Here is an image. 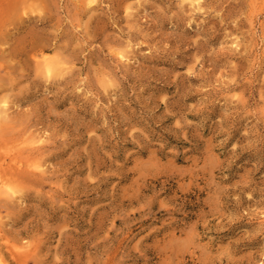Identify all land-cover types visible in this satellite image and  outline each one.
<instances>
[{"label":"rangeland","instance_id":"1","mask_svg":"<svg viewBox=\"0 0 264 264\" xmlns=\"http://www.w3.org/2000/svg\"><path fill=\"white\" fill-rule=\"evenodd\" d=\"M88 1L0 0L3 264H264V0Z\"/></svg>","mask_w":264,"mask_h":264},{"label":"bare ground","instance_id":"2","mask_svg":"<svg viewBox=\"0 0 264 264\" xmlns=\"http://www.w3.org/2000/svg\"><path fill=\"white\" fill-rule=\"evenodd\" d=\"M183 1H189L192 4H196L198 8H201L204 4L203 0H183ZM95 0H89L87 2V5H92ZM54 51L53 55H50V52ZM63 44H59V42H53L50 41H37L35 45L33 46V56L36 59L37 67L40 69L42 73H44L47 78L52 79H59L63 77L66 73L74 72L75 70V63L72 62V58H70L68 55H66ZM117 54H119L122 58L127 56V51L123 50H117ZM10 109L11 106L5 102V104L0 107V120L4 123L9 122L10 118ZM42 141L41 138L36 139L34 142ZM19 154H15L11 161L13 162V165H16V169L20 171H24L25 169H29L30 172H33V170H30L29 167H42L44 165V161L36 160L31 157H28L29 155L25 154V151L21 148L19 149ZM27 157V159H25ZM25 160H24V159ZM13 165L11 167H13ZM0 264H3L2 259L0 258Z\"/></svg>","mask_w":264,"mask_h":264}]
</instances>
